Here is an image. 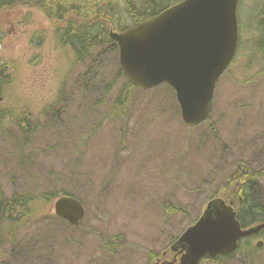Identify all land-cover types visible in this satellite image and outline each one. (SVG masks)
I'll return each mask as SVG.
<instances>
[{"label":"rangeland","instance_id":"374dc122","mask_svg":"<svg viewBox=\"0 0 264 264\" xmlns=\"http://www.w3.org/2000/svg\"><path fill=\"white\" fill-rule=\"evenodd\" d=\"M263 5L241 0L236 61L217 84L209 123L193 129L184 126L179 106L167 102L163 109L166 98L158 87L135 93L126 120L105 119L114 93L96 107L95 99L79 98L80 78L91 62L77 64L40 10L0 11V62L12 72L1 93L0 112L9 115L0 132V184L8 197L30 193L40 200L27 223L0 221V264L169 261L174 241L200 219L213 194L222 198L217 174L223 159H242L263 171L264 55L256 47ZM117 55L119 67V48ZM123 84L120 79L116 91ZM61 110L62 120H56ZM20 112L31 116L28 137L13 116ZM55 188L83 203L86 214L77 227L56 219L53 202L41 200ZM260 192L264 206V178ZM118 238L122 246L105 249ZM256 249L223 263L264 264V246Z\"/></svg>","mask_w":264,"mask_h":264},{"label":"water","instance_id":"95a60500","mask_svg":"<svg viewBox=\"0 0 264 264\" xmlns=\"http://www.w3.org/2000/svg\"><path fill=\"white\" fill-rule=\"evenodd\" d=\"M239 5L240 0H183L140 25L112 30L121 72L141 91L170 86L186 128L207 122L217 83L236 57ZM53 208L71 226H78L86 214L83 204L69 196L57 199ZM263 230L264 223L243 229L233 204L215 200L171 251L181 254L180 264H199L207 256L236 252L242 239ZM263 245V241L256 244Z\"/></svg>","mask_w":264,"mask_h":264},{"label":"trees","instance_id":"16d2710c","mask_svg":"<svg viewBox=\"0 0 264 264\" xmlns=\"http://www.w3.org/2000/svg\"><path fill=\"white\" fill-rule=\"evenodd\" d=\"M164 1L167 0H0V11L15 10L19 7L40 10L53 23L60 43L65 47L72 48L77 64L87 60L92 64L80 78L79 98L83 100L95 99L93 106L96 107L106 104L108 96L114 93L115 100L111 113L105 119L126 120L135 93L141 91L126 81L119 69L118 46L111 40L110 32L111 30L123 31L158 15L171 6L164 7ZM179 1L182 0H175L173 4ZM256 20V31L260 36L256 47L264 55V5ZM10 68L8 63L0 62V84L3 85V88L12 82ZM108 79L111 81L105 85ZM120 79L124 80V84L116 91ZM157 90L166 98V101H163L165 103L160 104L163 105V109H168L169 104L178 107L175 94L168 85H162ZM62 111L55 115L56 120H62L64 112ZM3 115L7 116L9 113L0 112V132L2 133L6 131L7 123H5ZM13 116L16 117L21 132L25 137H28L30 114L20 112ZM98 129L99 127L95 130ZM210 129L215 132L213 125ZM223 161L222 169L217 174L220 179L217 191L222 198L215 192L214 198L210 200L221 198L227 202L234 201L237 219L244 229L263 223L264 206L261 200L260 179L264 178V170L255 171L242 159L232 160V162L223 159ZM62 196L77 198L73 194L55 188L52 192L46 193L41 200L54 202ZM38 201L40 200L30 193L24 195L14 193L12 197H8L0 184V221L8 223L12 227L27 223L34 216V207ZM56 219L59 218L56 217ZM257 238L264 239V231L240 241L239 248L235 253L217 258L206 257L200 264H224L223 260L231 259L242 251H246L245 256H249L253 251H258L255 247L250 246L251 241ZM104 246L109 252H114L122 246V240L120 238L111 239ZM249 251L250 254H248Z\"/></svg>","mask_w":264,"mask_h":264},{"label":"flooded vegetation","instance_id":"af4514ba","mask_svg":"<svg viewBox=\"0 0 264 264\" xmlns=\"http://www.w3.org/2000/svg\"><path fill=\"white\" fill-rule=\"evenodd\" d=\"M242 202V201H241ZM259 240V239H258ZM172 253V252H171ZM165 256H167L168 255V253H166V254H164ZM164 256V257H165ZM166 264H171V263H173V262H175L174 264H178L179 262H180V256L179 255H177V254H174L173 253V256H172V259L171 260H166V261H164ZM162 264V262L160 261V260H158L155 264Z\"/></svg>","mask_w":264,"mask_h":264},{"label":"bare ground","instance_id":"6f19581e","mask_svg":"<svg viewBox=\"0 0 264 264\" xmlns=\"http://www.w3.org/2000/svg\"><path fill=\"white\" fill-rule=\"evenodd\" d=\"M139 22H140V21H139ZM139 22H138V23H139ZM134 24H135V23H134ZM24 132H25V131H24Z\"/></svg>","mask_w":264,"mask_h":264}]
</instances>
